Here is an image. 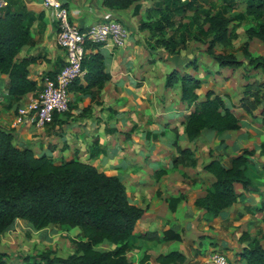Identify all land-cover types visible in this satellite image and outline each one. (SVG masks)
I'll list each match as a JSON object with an SVG mask.
<instances>
[{
	"label": "crops",
	"instance_id": "0c3cea01",
	"mask_svg": "<svg viewBox=\"0 0 264 264\" xmlns=\"http://www.w3.org/2000/svg\"><path fill=\"white\" fill-rule=\"evenodd\" d=\"M42 1L9 0L14 10L26 11L33 17L31 42L22 48L17 58H34L28 71L29 78L37 83L38 89L16 98L9 92L8 74L0 72V128L13 133L14 144L20 149L31 148L38 156L51 155L56 162L72 158L93 162L108 175H117L123 179L132 202L141 207L148 206L130 238L133 248L127 254L130 259L131 255L135 258V261L131 259L133 264H143L142 258L146 253L150 255L149 264H160L156 260L157 255L173 250L163 252L157 247L158 243L148 242L139 235L148 231L163 235L169 228L176 229L183 237L182 240L169 242L174 247H177L178 242L181 244L182 249L174 250L187 256L185 264H189L192 258L199 262L204 257L202 253L206 247L210 253L220 245L226 248L225 254L229 259L236 254L238 263L243 264L238 253L249 241L242 242L241 237H257L264 246V210H255L262 205L264 196V124L260 116L250 114L241 107L239 94L243 95L246 83L241 92L236 93L238 91L232 88L231 74L227 75L229 77L223 86L216 85L212 71H206L200 59L194 62L195 55L187 57L183 66L174 68L180 75L191 74L200 79L201 85L196 89L199 100H203L206 93L213 90L226 100L240 120V128L237 130L223 134L205 130L200 137L190 141L185 135L181 118L190 113L195 105L181 98V82L169 87L166 85L167 79L165 81V77H162L157 86L155 83L152 86L148 78L157 75L144 69V64L140 65L141 68L136 66L139 58L149 62L155 53L162 54L158 58L164 59L168 55L163 47L151 49L150 44L154 40L150 30L141 27V23L153 15L149 10L153 2L142 1L141 10L134 14L133 6L125 9L110 8L104 5V0H62L73 23L85 28L109 18L117 19L129 29L128 41L123 47H88L90 53H100L104 57L105 72L110 78L102 88H79L88 84L85 77L88 68L85 67L84 75L70 89L68 111L57 113L53 122L42 126L33 122L29 115L18 122V109L37 97L45 80L54 79L66 63V52L57 43L58 25L54 12L45 8ZM3 9H0V14ZM209 60L213 61L211 57ZM255 79L248 76L247 83ZM173 109L181 114H172ZM132 128L133 132L126 135ZM174 128H178L175 137L172 132H168V129ZM177 145L189 147L193 152L185 163L176 166L174 159L179 155ZM245 148L256 150L247 168V175L254 180V185L244 189L241 183H235L238 200L219 216L209 217L205 210L195 204L196 199L204 196L214 181L213 174L205 170L204 166L215 158L229 166L231 158ZM160 169H165L166 173L156 184L155 172ZM180 193L184 194L185 199L172 211L167 198ZM20 225L24 228L30 226L23 219H17L0 235L1 247L8 252L6 264L25 263L21 257L13 261L14 256L22 255V252H15L19 237L15 228ZM53 226L57 225L34 229L32 234ZM211 227L213 229L209 230ZM73 230L80 232L79 227L63 232L70 234ZM206 243L208 246L204 248ZM154 255L156 263L153 262Z\"/></svg>",
	"mask_w": 264,
	"mask_h": 264
},
{
	"label": "trees",
	"instance_id": "16d2710c",
	"mask_svg": "<svg viewBox=\"0 0 264 264\" xmlns=\"http://www.w3.org/2000/svg\"><path fill=\"white\" fill-rule=\"evenodd\" d=\"M142 1H152L149 10L158 16L151 19L153 16L149 15V20L141 23L142 28H148L151 32L154 40L150 44L151 49L163 47L169 54H174L187 43L189 37H193L208 44L206 53L221 67L238 68L244 65L233 53L216 52L215 47L219 44L231 46L239 37L240 24L251 18L255 25L246 29L243 53L253 68L264 72V55L256 56L249 50L250 41L255 38L264 44V0H246L245 10L235 15L230 12L236 6V0H221L222 4L215 12L202 7L200 0H104V5L116 9L133 6L134 14H138ZM190 11L194 12L190 20L176 21V16L183 18ZM32 21L30 13L14 10L9 4L0 14V72L8 74L9 92L16 98L38 89L37 83L29 78L28 71L34 58H17L22 48L31 42ZM167 26L171 29L168 36L165 34ZM99 45L87 46L95 48ZM197 61L196 57L194 62ZM85 67L88 68L85 74L88 84L79 87L83 90L92 86L100 89L110 78L105 72L104 57L100 53L89 52L83 62ZM76 81L78 79L74 83ZM178 82H181V98L195 105L190 113L181 118L188 140L197 139L205 130L223 134L240 128L239 118L222 96L209 90L203 100L198 99L196 89L201 85L200 79L191 74L180 75L176 69L168 74L166 85L173 87ZM240 104L246 112L260 116L264 124V80L255 79L246 83ZM174 130L178 134V128ZM177 146L179 155L174 159L176 166L185 163L193 152L189 147ZM255 153V149L245 148L231 158L229 166H225L219 158L204 166L213 174L214 181L207 193L196 199L195 204L205 210L209 217L219 216L238 200L235 183H241L244 189L254 185V180L247 175V168ZM165 173V169L155 172L156 184ZM183 199V193L168 197L170 209L175 211ZM147 209L148 206L141 207L132 202L120 176L108 175L93 162L78 158L56 162L51 155L38 156L31 148L20 149L14 144L13 133L0 128V235L17 219L28 221L36 230L50 225H58L64 231L76 227L81 229V238L75 239L76 249L73 253L62 257L41 251L25 256L26 264H133L127 254L133 248L130 238L136 223L144 217ZM255 210H264V196L262 205ZM139 236L161 242L183 238L174 228L165 230L163 235L148 231ZM240 240L249 241L238 253L243 264H264V246L260 239L244 235ZM103 244L111 247L100 249L99 246ZM7 258L8 252L0 250V264H6ZM149 258L150 255L146 253L142 258L143 264H149ZM156 260L160 264H185L187 256L173 250L157 255Z\"/></svg>",
	"mask_w": 264,
	"mask_h": 264
},
{
	"label": "rangeland",
	"instance_id": "374dc122",
	"mask_svg": "<svg viewBox=\"0 0 264 264\" xmlns=\"http://www.w3.org/2000/svg\"><path fill=\"white\" fill-rule=\"evenodd\" d=\"M200 1H201L202 7H204L206 10L210 9L213 12H215L218 9V7L222 4L221 0H200ZM235 4L236 6L230 12L231 15H235L236 13L240 11H244L246 7V0H236ZM193 14L194 12L190 11L183 18H181L180 16H176L175 19L176 21H179L180 19L188 21L191 19ZM152 16L155 18L158 17L157 15H152ZM202 20L203 19L201 18L200 22H202ZM253 25H255V21L252 20L251 18H247L242 24H240L238 28L239 37L233 41V44L231 46L223 47L222 45L219 44L215 47L216 52L233 53L238 59H241L243 61L244 65L236 69L229 68V67H221L216 62L214 63L213 62L214 60L213 61L209 60L210 56L208 57L205 54L206 50H204L207 48L208 44L205 42L196 40L193 37L188 38L187 43L183 44L179 48V52L174 53V54H169L167 52L168 55L166 56V59L161 58V57L158 58V56L162 54L155 53L152 56V61L146 62L145 59L139 58L136 66L141 68L140 65L144 64L142 65L144 69L147 68L149 73L152 72V74L157 75V77L149 76L148 78L149 82L152 83V86L154 85L153 83H155L156 84L155 86H157V84H159V81L161 80L162 77H165V81H166L167 75L171 73L172 71L176 70L174 68L183 66L185 62L187 61V57L196 56L198 59H200V64L204 66V69L206 71H209V70L212 71L211 74H214L213 76L214 78L212 79L213 81H216L215 84L218 86H223L225 84V81L229 77L227 75L233 74L232 88L238 91L236 93H239L241 92V89L244 83H247L248 76H253V78L255 77L256 79H264V72L260 69L256 70L255 68H253V66L249 64V59L245 57L243 53V44L247 40L246 29ZM196 31H197V28H196ZM170 33H171V29L169 26H167L165 28V34H167L168 36ZM249 50L256 56L264 55V44L260 39L255 38L250 41ZM144 61L146 63H143ZM242 71L245 72L246 74L249 72L248 76L243 75ZM162 89H165V86H162ZM239 97H242L241 93L239 94ZM173 110L174 111H172V114L174 115L181 114V112H178L175 109ZM168 132H172V136L174 137L176 136L175 130L168 129ZM24 222L28 223L30 226H28V228H24L22 225H20L19 227L15 228V230L19 233L18 234L19 237L16 242L17 245H16L15 252H22V255L14 256L13 261H14V258L15 259L18 257L24 258L27 255H34L41 251H48L51 253V255H54V256H62V257L68 256L69 254L73 253L76 249L75 239L81 238V229H80V232H78L77 230H73L69 232L70 234H68L66 232H63V229L58 225L55 227L53 226L50 229L38 232V234L36 233L32 234V231L34 230V228L28 221L24 220ZM211 229L213 228L211 227L209 230ZM201 237H204V236L202 235ZM151 241L158 243L157 247L159 248V250L163 252H168L170 250L181 248V244L179 242L176 245L177 247H174L172 244H170L171 243L169 242L170 240H166L164 243H160L161 241H158V240H149L148 242H151ZM166 242H169V243H166ZM206 246H208V243L204 245V248ZM99 247L100 249H108L111 246L109 244H103ZM157 249H155V252L159 253ZM187 249H189V246L187 247ZM0 250L4 251V249H2L1 247V244H0ZM214 250H217L220 252L222 251L226 253V248H223L221 245L219 246V248H216ZM203 251L204 253L202 254L204 257L199 262L192 258V260L191 259L189 260V264H212L208 260V255H209L208 248L206 247ZM131 259L135 261V258L133 257V255H131ZM236 259H237L236 254H234V256L230 258L232 262H234L235 264H239L238 259L237 260ZM155 261L156 260H155V255H154L153 262ZM24 264H26V262Z\"/></svg>",
	"mask_w": 264,
	"mask_h": 264
},
{
	"label": "built area",
	"instance_id": "2783aa9c",
	"mask_svg": "<svg viewBox=\"0 0 264 264\" xmlns=\"http://www.w3.org/2000/svg\"><path fill=\"white\" fill-rule=\"evenodd\" d=\"M9 0H0V9ZM45 8L52 9L58 25L57 43L66 52V63L54 79L47 78L37 97L18 109V122L25 115L37 125L53 122L55 113H64L70 108V87L81 78L85 69L83 62L89 53L88 44L123 47L129 38V29L119 20L109 18L82 28L70 20L69 10L62 0H43ZM212 264H233L229 257L220 251L212 250L208 255Z\"/></svg>",
	"mask_w": 264,
	"mask_h": 264
}]
</instances>
